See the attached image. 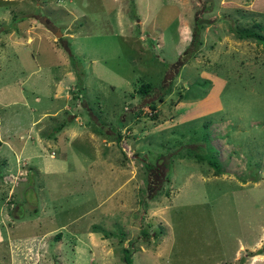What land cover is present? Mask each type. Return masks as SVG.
Returning <instances> with one entry per match:
<instances>
[{"label":"rangeland","instance_id":"374dc122","mask_svg":"<svg viewBox=\"0 0 264 264\" xmlns=\"http://www.w3.org/2000/svg\"><path fill=\"white\" fill-rule=\"evenodd\" d=\"M239 2L0 0V264H264V43L238 50Z\"/></svg>","mask_w":264,"mask_h":264},{"label":"crops","instance_id":"0c3cea01","mask_svg":"<svg viewBox=\"0 0 264 264\" xmlns=\"http://www.w3.org/2000/svg\"><path fill=\"white\" fill-rule=\"evenodd\" d=\"M240 4L239 5H241L242 6V10H240V9H238L237 8V13H238V19H236V21H234L233 23L234 24H236L238 21H245V20H243L244 18L243 17H245V18H249L250 17V15H252L253 17H259V14H261L262 15V13L264 14V4L261 2V0H240V2H239ZM259 12H262V13H259ZM256 21H259V20H257L256 19ZM261 24V23H260ZM262 25V24H261ZM262 28H263V25H262ZM229 31H231V30H229ZM232 33H233V31H231ZM233 36H234V39H235V41H236V44H237V46H238V50H242V53L245 51V49H246V46L248 45V44H250L251 42H252V45H251V48H250V50H248V52H247V54H251L252 55V48H255V46H256V44H257V42H255V41H253L252 39H250V38H247V37H238V36H236V35H234L233 34ZM239 43H238V42ZM260 44V43H259ZM256 48H257V46H256ZM238 50H236V51H238ZM254 52V51H253ZM255 56V55H254ZM253 59H256V58H251V57H246V60H249L250 62H254V60ZM62 64H64V63H62ZM64 74L66 75V76H71L72 77V74H73V71L71 70V69H69V68H67L66 70H65V72H64ZM60 79V78H59ZM59 79L57 80L58 82H59ZM71 80H75L74 78H72ZM56 81V82H57ZM56 92H62V88H58V89H56L55 90ZM56 92H54V96L56 97V98H58L59 96H60V94L58 95ZM51 105H53V102L51 103V102H48V104L44 107V110H48V107L49 106H51ZM47 107V108H46ZM42 111L40 114H39V116L36 118V119H34V120H32V122L33 121H35V120H39L40 119V117L42 116V114H44L46 111ZM80 116H81V114H79ZM78 118V115H76V114H73V119H77ZM79 123H81V121L79 120ZM85 124L86 125H88L89 123H88V121L86 122L85 121ZM40 128H41V126L40 127H37V131H39L40 130ZM63 128V127H62ZM72 129H70L69 131H71ZM75 131H76V129H74ZM79 130V129H78ZM40 132H41V130H40ZM44 133H45V135H46V132L44 131ZM43 135V134H42ZM47 136V135H46ZM41 141V144H48V142H47V140L46 139H41V138H39V137H36L35 138V141L34 142H32V143H29V145H26L25 147H24V153L25 154H27V152H26V149H27V147H33V149H35V150H37V147L38 146H40V145H36V144H39L40 143V141ZM32 149V150H33ZM38 151V150H37ZM32 156H34V155H32ZM90 234V233H89ZM104 239V238H103ZM105 240V239H104ZM108 240V239H107ZM106 240V241H107Z\"/></svg>","mask_w":264,"mask_h":264},{"label":"trees","instance_id":"16d2710c","mask_svg":"<svg viewBox=\"0 0 264 264\" xmlns=\"http://www.w3.org/2000/svg\"><path fill=\"white\" fill-rule=\"evenodd\" d=\"M229 30L233 31V34L238 37H247V38L252 39L255 42L264 43V31L259 21H253L251 24H245V21H238L235 26L234 24L230 25ZM192 33L195 35L196 33L195 29L193 30ZM149 89H150V84L148 82H140L138 83L136 87V90L138 91L139 94H147ZM87 121L88 120H86V122ZM118 137H119V134L117 138ZM194 154L195 155L188 153L190 157L193 156L198 161L205 160L209 165L213 167L214 174L219 173L218 160L213 154H204V153H199V152H196ZM180 155H183V154L180 153ZM141 233L146 234V231L141 230ZM122 251H123V256H122L123 261H125V264H130L132 259H131V255H130L128 247H123ZM261 251L262 249L258 248L254 253H259Z\"/></svg>","mask_w":264,"mask_h":264},{"label":"clouds","instance_id":"9594fccd","mask_svg":"<svg viewBox=\"0 0 264 264\" xmlns=\"http://www.w3.org/2000/svg\"><path fill=\"white\" fill-rule=\"evenodd\" d=\"M256 21V20H255ZM253 22V21H252Z\"/></svg>","mask_w":264,"mask_h":264}]
</instances>
